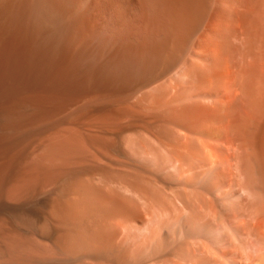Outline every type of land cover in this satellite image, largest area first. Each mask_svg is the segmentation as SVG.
I'll use <instances>...</instances> for the list:
<instances>
[{
  "label": "bare ground",
  "instance_id": "1",
  "mask_svg": "<svg viewBox=\"0 0 264 264\" xmlns=\"http://www.w3.org/2000/svg\"><path fill=\"white\" fill-rule=\"evenodd\" d=\"M0 264H264V0H0Z\"/></svg>",
  "mask_w": 264,
  "mask_h": 264
}]
</instances>
